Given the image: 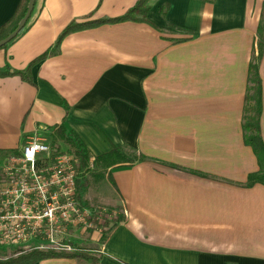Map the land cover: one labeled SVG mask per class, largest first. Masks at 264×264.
Masks as SVG:
<instances>
[{
	"label": "crops",
	"instance_id": "obj_1",
	"mask_svg": "<svg viewBox=\"0 0 264 264\" xmlns=\"http://www.w3.org/2000/svg\"><path fill=\"white\" fill-rule=\"evenodd\" d=\"M137 1L36 0L23 32L0 48V69L24 70L71 22L119 18ZM19 3L0 0V27ZM263 4L149 0L152 25L138 18L68 34L31 70L33 85L0 78V168L34 134L51 138L63 127L101 173L100 205L123 216L104 243L81 233L82 250L96 262L36 264H264V185H248L259 164L242 128ZM114 147L137 159L93 163ZM89 191L88 181L79 194L86 206L96 200Z\"/></svg>",
	"mask_w": 264,
	"mask_h": 264
},
{
	"label": "built area",
	"instance_id": "obj_2",
	"mask_svg": "<svg viewBox=\"0 0 264 264\" xmlns=\"http://www.w3.org/2000/svg\"><path fill=\"white\" fill-rule=\"evenodd\" d=\"M34 134L0 168V246L73 238V231L101 234L113 216L78 197L79 159ZM66 148V147H65Z\"/></svg>",
	"mask_w": 264,
	"mask_h": 264
},
{
	"label": "trees",
	"instance_id": "obj_3",
	"mask_svg": "<svg viewBox=\"0 0 264 264\" xmlns=\"http://www.w3.org/2000/svg\"><path fill=\"white\" fill-rule=\"evenodd\" d=\"M149 0H138L133 8H131L123 16L115 19H104L99 21L85 22V23H76L71 22L59 35L56 40L55 48L51 52H46L41 56L37 57L32 61L24 70H14V69H0V78L4 77H19L23 82L33 85L31 70L46 60L48 57L55 55L57 48L59 47L62 39L68 34L81 31L89 27H96L103 24H117L127 21H142L151 24L147 19L146 15L148 12L147 3ZM29 0H20V3L16 9L15 15L11 21L2 25L0 27V40L9 35L18 25V23L25 16ZM163 13V12H162ZM28 23V22H27ZM152 25V24H151ZM26 26V25H25ZM154 26V25H153ZM24 30V29H23ZM23 30L17 35V37L23 32ZM258 39L260 42L257 43L256 48H259L263 52L264 46V4L260 16V25L257 30ZM16 39V38H15ZM14 41V40H12ZM12 41L10 43H12ZM9 43V44H10ZM9 44L2 47L6 48ZM259 51V54H260ZM251 86V87H250ZM249 92L253 93V96L250 97ZM262 106H261V80L258 75L257 63L254 61L250 63L248 70V81H247V90L245 96V107H244V117H243V141L244 144L250 147L258 161L259 171L248 177V185L261 184L264 185V143L260 133V116H261ZM56 137L64 142L68 146L70 152H72L79 159V179L77 180V191L78 197L80 198L81 188H87L88 180L85 176L89 173L90 170V154L89 151L85 148L82 141L73 133L67 134L63 127H59L55 131ZM123 159L122 149L114 147L110 153L107 155L98 157L94 160L96 166H112L115 164H133L134 160H128L127 162L121 161ZM81 180V183H80ZM111 184L114 186L112 180ZM81 200V198H80ZM83 203V202H82ZM86 206V205H85ZM119 210L118 208H116ZM123 222V216L118 215L112 221V229L109 230V234L121 223ZM106 224V223H105ZM104 224L106 228L110 223ZM107 237L101 238V243L106 241ZM75 259L78 262H96L97 259L89 254L87 251L79 250L77 253H57L54 251H43V250H32L27 253H23L15 258H11L0 264H36L43 260L48 259Z\"/></svg>",
	"mask_w": 264,
	"mask_h": 264
},
{
	"label": "rangeland",
	"instance_id": "obj_4",
	"mask_svg": "<svg viewBox=\"0 0 264 264\" xmlns=\"http://www.w3.org/2000/svg\"><path fill=\"white\" fill-rule=\"evenodd\" d=\"M169 32H173L172 30ZM258 42H260V39H258ZM259 48H256V56L254 55V61L255 63H257V70H258V63L262 58V54L263 52L260 51L259 54ZM259 75V74H258ZM260 78V77H259ZM251 87V86H250ZM250 97L253 96L252 92H249ZM50 143L53 146V148H56L57 150L60 149L61 146H64L62 148L67 149L68 146H66V144L62 141H60L56 135H52L50 138ZM66 147V148H65ZM69 149V148H68ZM122 156L123 159H121V161H125L127 162L128 160H135L137 159V156L134 152H132L129 149H122ZM95 169V168H94ZM97 171V170H96ZM95 170L91 171L89 170V174H87V180L90 182V194H91V200L92 202H94L95 198V203H91L90 207H101V208H105L106 212H109V214L112 217V219H110L109 221H106L107 223H110L109 226L106 228L102 227L101 229V234H99L96 237H99V243H101V238L102 237H107L109 235V230L112 229V221L114 220V218L118 215H122V212H120V210H117V207H114V205H100L101 203L98 201L97 199V195H99L98 191H99V182L101 177H100V172L97 173ZM100 179V180H99ZM99 180V181H98ZM81 183V180H80ZM99 186V187H98ZM102 189H105V186L103 184ZM105 224V225H106ZM91 233V232H90ZM72 234L74 235L73 238H67V239H63V240H59L57 245H52L50 244L48 241L45 240H41V241H33L30 242L29 245H25V246H19V247H4V246H0V262H4L6 260H9L11 258H15L23 253H27L30 252L32 250H43V251H54L57 253H64V254H69V253H77L79 250H82L83 248H81L82 244L81 242H83L84 240L83 237L81 236V232L80 234L75 231L72 232ZM90 235V234H89ZM86 238V237H85ZM76 240V241H75ZM85 240H87V243H91V239L90 237H87ZM93 241V239H92ZM83 247V246H82ZM91 255H96L94 253H90Z\"/></svg>",
	"mask_w": 264,
	"mask_h": 264
},
{
	"label": "water",
	"instance_id": "obj_5",
	"mask_svg": "<svg viewBox=\"0 0 264 264\" xmlns=\"http://www.w3.org/2000/svg\"><path fill=\"white\" fill-rule=\"evenodd\" d=\"M35 1L36 0H29L25 16L18 23L17 27L9 35H7L5 38L0 40V48L9 44L24 29L25 25L27 24L28 20L30 19L31 14H32Z\"/></svg>",
	"mask_w": 264,
	"mask_h": 264
}]
</instances>
